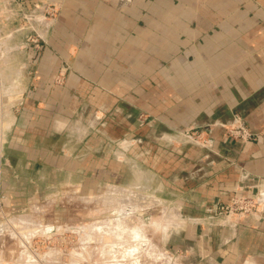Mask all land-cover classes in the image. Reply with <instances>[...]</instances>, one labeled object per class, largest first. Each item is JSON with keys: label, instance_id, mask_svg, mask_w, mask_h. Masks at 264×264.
I'll return each mask as SVG.
<instances>
[{"label": "crops", "instance_id": "obj_1", "mask_svg": "<svg viewBox=\"0 0 264 264\" xmlns=\"http://www.w3.org/2000/svg\"><path fill=\"white\" fill-rule=\"evenodd\" d=\"M45 1L56 13L38 16L48 27L20 70L5 164L44 184L147 175L178 200L165 237L183 262L264 264V136L226 133L235 114L264 126V0ZM234 195L256 210L212 217Z\"/></svg>", "mask_w": 264, "mask_h": 264}, {"label": "rangeland", "instance_id": "obj_2", "mask_svg": "<svg viewBox=\"0 0 264 264\" xmlns=\"http://www.w3.org/2000/svg\"><path fill=\"white\" fill-rule=\"evenodd\" d=\"M35 2L23 8L0 0V264H186L165 237L169 227H179L169 226L166 209L178 200L154 195L147 175L141 185L44 184L20 165L5 164L7 126L22 89L20 70L31 71L24 67L29 49L48 27L39 17L51 20L56 9L45 0Z\"/></svg>", "mask_w": 264, "mask_h": 264}, {"label": "built area", "instance_id": "obj_3", "mask_svg": "<svg viewBox=\"0 0 264 264\" xmlns=\"http://www.w3.org/2000/svg\"><path fill=\"white\" fill-rule=\"evenodd\" d=\"M59 78V75H57L55 77V81L59 82ZM139 118L140 120L145 119L142 113L139 115ZM226 133L231 139H238L242 141L254 140L260 136H264V126L259 131L254 132L246 125L240 115L235 114L233 123L226 128ZM183 134L185 137L194 140L196 143L204 147H208L210 145L209 139L207 136H204L203 131L185 132ZM256 207L257 202L254 198L244 195H234L226 203L215 204L211 211V215L212 217H216L219 214H224L226 217H229L233 214L247 215L253 213L256 210Z\"/></svg>", "mask_w": 264, "mask_h": 264}, {"label": "bare ground", "instance_id": "obj_4", "mask_svg": "<svg viewBox=\"0 0 264 264\" xmlns=\"http://www.w3.org/2000/svg\"><path fill=\"white\" fill-rule=\"evenodd\" d=\"M1 83V82H0ZM0 86H1V84H0ZM5 93H6V91H5ZM6 99V98H5Z\"/></svg>", "mask_w": 264, "mask_h": 264}]
</instances>
